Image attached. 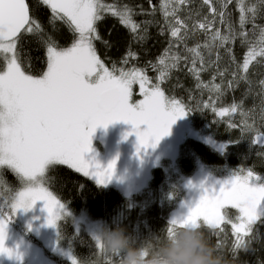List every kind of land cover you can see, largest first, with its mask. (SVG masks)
Returning <instances> with one entry per match:
<instances>
[{
	"label": "snow or ice",
	"instance_id": "1",
	"mask_svg": "<svg viewBox=\"0 0 264 264\" xmlns=\"http://www.w3.org/2000/svg\"><path fill=\"white\" fill-rule=\"evenodd\" d=\"M190 2L161 0L160 10L172 40L169 48L158 58L157 65H153L159 69V82L152 83L143 69L118 68L115 64L109 69L97 55L94 42L100 36L96 25L104 13L118 17L137 41L146 39L148 26L159 23L154 19L138 23L134 19L136 13L129 5L106 4L103 0H40L51 10L49 24L53 32L57 31L56 22L60 21L73 34L71 45L62 47L55 36L49 35L42 23L34 18L27 0H0V169H10L22 184L19 191L0 205V256L11 259L14 255L13 250L5 247V240L7 225L18 211H30L41 201L47 212L48 227L56 228L62 219L64 205L61 199L45 186L51 166L66 165L101 185L111 180L115 161L107 168H101L85 159L97 127H107L116 122L132 125L133 133L129 135H136L139 154L154 148L169 134L172 124L193 111L180 100L166 96L160 87L169 71L178 67L183 58L179 51H171L173 44L183 43L190 34L203 30L206 36L203 44L192 48L185 45L192 56L190 71L199 80L200 69L196 68V63L198 60L204 62L201 50L210 52L213 47L223 48L239 40L242 46L247 47V53L242 64L236 66L233 76L237 81L251 83L247 76L250 65L254 61L264 63V59L257 60L258 57L264 58V25L256 24L258 18L264 17V0H236L238 29L226 11L232 0H202L210 15L201 16L191 27L187 23L191 16L182 19L178 15L180 6ZM151 15L154 17V13ZM217 17L226 25V33L213 30ZM248 24L252 25L256 39H249V32L245 30ZM163 31L164 28L161 29ZM22 33L37 37L44 46L46 70L42 73L31 74L23 66L17 49ZM225 51L231 56L230 48H225ZM129 59H136L135 52L129 50L122 63L127 64ZM232 59L234 61V57ZM134 84L139 85L142 97L135 102L132 100ZM259 84L264 95V80ZM232 86L233 81H230L229 87ZM209 90L221 91L219 85H213ZM261 103L259 118L264 122V99ZM204 107H211L220 117L240 110V105L235 103L219 111L214 104H205ZM241 115L245 117L242 132L253 133L252 143L264 147V132L248 123V113L241 111ZM142 126H145L143 130ZM229 126L236 127L235 124ZM261 126L264 127V123ZM201 188L204 194L196 206L186 217L173 219L166 233L171 236L177 227L192 226L201 230L207 228L211 235L217 237L225 234L224 239H218L215 244L219 251L227 239L223 226L230 225L231 235L235 238L233 255L237 250H247L258 238L257 223L264 224V175L251 168H239L218 190L215 187L204 188L203 185ZM7 204L10 208L6 215ZM226 207L236 211L234 217L222 212ZM95 246L104 253L98 238H95ZM110 256L106 264H121L119 255ZM70 259L72 264H79L76 259Z\"/></svg>",
	"mask_w": 264,
	"mask_h": 264
},
{
	"label": "trees",
	"instance_id": "2",
	"mask_svg": "<svg viewBox=\"0 0 264 264\" xmlns=\"http://www.w3.org/2000/svg\"><path fill=\"white\" fill-rule=\"evenodd\" d=\"M27 2L34 18L42 23L45 31L49 35H54L60 46H70L73 34L67 26L57 21V31L53 32L49 24L51 10L40 3V0H27ZM103 2L118 6L129 5L136 13L134 19L138 23L142 24L146 19H154L159 23L148 26L146 39L137 41L129 29L120 23L118 17L104 13L103 19L96 25L100 36V39L94 42L97 55L109 69L113 64L118 68H141L152 83L159 82L157 79L159 69L154 68L153 65H157L158 58L164 54L165 49L169 48V42L172 40L160 10L161 0H103ZM217 8L219 9V5ZM180 9L178 13L180 18L191 16V19L187 20L189 27L201 16L210 15L208 7L203 5L202 0H191L190 3L180 6ZM226 11L230 14L231 22L238 29L239 10L236 0L228 4ZM197 13L200 15L198 16ZM256 24L264 25V17L258 18ZM162 28H164L163 32H161ZM215 29L226 33V25L220 23L219 17L213 30ZM245 30L249 32V39L257 38L252 34L251 24L246 25ZM205 40L203 30H197L183 43L173 44L171 51H179L183 58L178 67L171 69L169 75L160 83L166 96L180 100L193 109L186 116L193 130L202 138L198 136L185 138L179 145L176 156L163 158L159 165L152 169L146 187L141 192L134 191L130 195L112 186L98 185L92 179L65 165L51 166L45 186L72 212L85 211L91 218L102 222V229L123 228L136 245L141 246L166 232L171 222L170 216L186 197L187 189L189 192V187H185L183 182L186 180L189 182L188 179L194 177L199 168L206 169L211 177L217 179L233 176L239 168H251L257 174L264 175V155H261L264 153V147L252 143L253 133L242 132V121L245 117L241 115V111L248 113V123L264 132V127L261 126L264 122L259 118L261 102L264 99L259 81L264 80V63L258 64L254 61L250 65L247 74L250 84L244 80L237 81L233 73L236 72V66L242 64L247 47L236 40L223 48L213 47L210 52L208 49L201 50L204 62L198 60L196 63V68L200 69L197 80L190 71L192 56L186 51L185 45L187 48H192L197 44H203ZM225 48L231 49V56ZM17 49L23 66L31 74H39L46 70V51L37 37L22 33ZM129 50L135 52L136 59H129L127 64H123L122 61ZM217 55L220 57L219 60ZM262 59L264 58H257V60ZM209 60L212 61L211 64ZM230 81H233L232 87H229ZM203 85L209 87L205 88ZM213 85H219L221 91L219 93L210 91L209 88ZM132 92L133 101L142 98L137 84L133 85ZM233 103L240 105V110L224 117L218 116L211 107H204L205 104H214L219 111L221 108L230 107ZM230 124H235L236 127H230ZM21 188L19 178L10 169L6 167L0 169V205H4L8 197ZM8 208L10 204L6 206V215ZM222 212L233 217L236 214V211L230 207L224 208ZM9 223L38 243L28 231L18 225L15 217ZM223 227L227 239L218 252L223 256L226 264H264V224L257 223L258 238L252 241L247 250H237L235 255L232 252L235 238L231 235V227L230 225ZM58 230L60 243L71 250L79 264L85 261H89L90 264H106L111 258L109 254L101 253L92 237L84 229L76 228L70 217L63 216L59 220ZM202 231L213 245L218 239H224L225 234L217 237L211 235L207 228H203ZM247 239L245 237V240ZM44 251L56 264H72L70 260L49 253L45 249ZM119 257L122 259V254Z\"/></svg>",
	"mask_w": 264,
	"mask_h": 264
},
{
	"label": "rangeland",
	"instance_id": "3",
	"mask_svg": "<svg viewBox=\"0 0 264 264\" xmlns=\"http://www.w3.org/2000/svg\"><path fill=\"white\" fill-rule=\"evenodd\" d=\"M165 108L167 110V104ZM144 127L142 126L141 130ZM193 129L188 116L178 119L172 124L169 134L164 136L154 148H149L147 151H141L138 154L136 135H129V133H133L132 125L116 122L107 127H97L91 137L90 151L87 152L91 156L88 161L98 164L101 168H107L110 163L115 161L111 180L106 185H98L112 186L129 195L134 191L141 192L150 179L152 169L158 166L163 158H174L179 145L185 138L189 136L202 138ZM131 149L134 151L133 153L130 152ZM131 156L132 159H130ZM231 178L232 176L224 179L213 178L206 169L199 168L194 177L188 179L189 182L187 180L183 182L185 187H189V192L187 189L186 197L169 219L172 221L188 215L190 209L196 206L204 194L201 185L204 188L215 187L218 190L224 181ZM63 205L62 217H70L76 228L84 229L95 241L98 233L102 230V222L91 218L85 211L74 213L65 203ZM14 217L18 225L28 231L29 235L38 243L8 223L5 247L13 250L14 255L11 259L7 256H0V264H56L44 249L72 262L70 257L74 258L73 253L59 240V221L56 228L47 226V212L44 211L43 202L38 201L30 211H18Z\"/></svg>",
	"mask_w": 264,
	"mask_h": 264
},
{
	"label": "clouds",
	"instance_id": "4",
	"mask_svg": "<svg viewBox=\"0 0 264 264\" xmlns=\"http://www.w3.org/2000/svg\"><path fill=\"white\" fill-rule=\"evenodd\" d=\"M97 238L104 253L122 254L121 264H226L204 231L192 226L177 227L173 235L165 232L141 246L119 227H105Z\"/></svg>",
	"mask_w": 264,
	"mask_h": 264
},
{
	"label": "flooded vegetation",
	"instance_id": "5",
	"mask_svg": "<svg viewBox=\"0 0 264 264\" xmlns=\"http://www.w3.org/2000/svg\"><path fill=\"white\" fill-rule=\"evenodd\" d=\"M132 151V149L130 150V152ZM119 152V151H118ZM85 159L89 160L91 159V156L86 152L85 153Z\"/></svg>",
	"mask_w": 264,
	"mask_h": 264
},
{
	"label": "water",
	"instance_id": "6",
	"mask_svg": "<svg viewBox=\"0 0 264 264\" xmlns=\"http://www.w3.org/2000/svg\"><path fill=\"white\" fill-rule=\"evenodd\" d=\"M130 158H132V156Z\"/></svg>",
	"mask_w": 264,
	"mask_h": 264
}]
</instances>
